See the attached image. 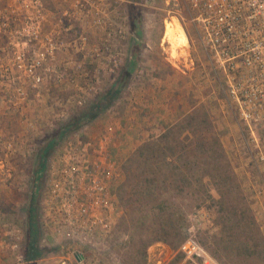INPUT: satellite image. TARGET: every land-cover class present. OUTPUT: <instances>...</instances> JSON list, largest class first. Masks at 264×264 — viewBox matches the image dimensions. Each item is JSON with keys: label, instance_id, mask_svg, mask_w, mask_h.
I'll return each mask as SVG.
<instances>
[{"label": "rangeland", "instance_id": "obj_1", "mask_svg": "<svg viewBox=\"0 0 264 264\" xmlns=\"http://www.w3.org/2000/svg\"><path fill=\"white\" fill-rule=\"evenodd\" d=\"M259 6H264V0H199L198 6L192 0H46L50 25L41 31L40 43L13 46L3 38L0 227L23 229L24 253L32 182L41 169L37 155L63 133L45 162L38 200L39 240L45 253L29 264H57L65 259L71 264H145L155 241L144 251L136 246L138 239L132 241L131 230L122 221V207L110 236L97 240L93 252L73 253L74 243L44 228L40 203L48 165L69 139L110 134L112 158L121 170L117 192L125 180L123 166L135 149L194 111L208 113L216 126L239 192L231 201L229 223L224 222L225 207L216 202L192 208L179 200L188 217L184 238L194 228L197 239L212 256V251L220 256L215 258L221 264H264V251L247 255L256 243L264 248V162L258 155V151L264 155V43L263 31L255 29L257 22H264V9ZM229 25L232 34L225 30ZM47 38L55 45L54 59L45 61L40 70L44 77L35 86L15 65V51L31 55ZM7 67L12 68L11 75L2 73ZM110 92L112 103L97 118L79 129L64 130ZM205 181L219 200L216 183L208 177ZM244 207L246 212L250 209L258 233L245 224L233 226L234 208ZM230 226L229 232L241 235L249 247L226 241ZM178 257L183 263V257Z\"/></svg>", "mask_w": 264, "mask_h": 264}, {"label": "trees", "instance_id": "obj_2", "mask_svg": "<svg viewBox=\"0 0 264 264\" xmlns=\"http://www.w3.org/2000/svg\"><path fill=\"white\" fill-rule=\"evenodd\" d=\"M112 100L113 92L106 94L89 109L79 113L65 125L64 130L79 129L82 125L92 122L107 109ZM62 134L61 131L57 137L52 138L37 155L41 169L34 176L30 206L27 211L28 244L25 252L27 263L35 261L45 253V250L41 249L39 240L42 233L38 200L42 190L45 162L52 149L58 144L56 139ZM229 167L230 163L218 130L205 111L192 112L165 130L159 137L140 144L125 162L123 166L125 180L117 189L124 211L122 221L130 228L132 241L138 239L136 246L144 251L150 242L157 243L164 240L163 242L166 241L168 246L172 244L173 251H177L186 240L183 229L188 220L180 201L188 202L192 208L199 207L207 201L216 202L225 207L224 222L228 220L226 223H229L233 214L231 201L233 195L239 192ZM207 177L216 183L221 196L219 200L212 196L205 181ZM245 207L241 211L239 208H234L237 221L233 226L238 229L243 228L245 224L247 229H254L253 232L258 233L255 229V221L250 217V209L247 208L246 212ZM227 214L230 215L229 219ZM231 229L230 226L225 232L228 233ZM241 238V235L230 232L226 235L227 242L239 241L248 246L240 240ZM259 249L264 251V248L261 249V244L256 243L250 247L247 255L253 256ZM211 253L214 257L220 258L215 251ZM179 259V257L175 259L173 264H179Z\"/></svg>", "mask_w": 264, "mask_h": 264}, {"label": "built area", "instance_id": "obj_3", "mask_svg": "<svg viewBox=\"0 0 264 264\" xmlns=\"http://www.w3.org/2000/svg\"><path fill=\"white\" fill-rule=\"evenodd\" d=\"M0 1L3 2L1 7H4L0 8V43L4 37L13 46L40 43L41 31L50 25L46 0ZM192 1L198 6L199 0ZM259 8L264 9V6ZM255 29L263 31L261 42L264 43V22H257ZM27 30L31 32L25 33ZM225 30L232 34V26ZM54 49L52 39L47 38L31 55L24 50L15 51L14 63L23 69L26 77L32 78L36 86L44 77L40 70L45 61L49 57L54 59ZM11 72V67L2 71L6 75H11ZM250 130L253 141L257 142L254 130L251 127ZM111 138L108 134L95 139H69L59 155L49 160L40 215L44 228L54 230L65 241L76 245V248L70 247L73 253L96 250V241L110 236L115 221L122 214L116 192L121 170L112 158ZM258 155L264 162L262 152L258 151ZM191 231L193 234L188 235L177 251L162 241L152 245L145 264H170L178 254L183 256L181 264H221L197 239L194 228ZM24 241L21 227H0V264H25ZM57 264L71 263L65 259Z\"/></svg>", "mask_w": 264, "mask_h": 264}, {"label": "crops", "instance_id": "obj_4", "mask_svg": "<svg viewBox=\"0 0 264 264\" xmlns=\"http://www.w3.org/2000/svg\"><path fill=\"white\" fill-rule=\"evenodd\" d=\"M124 148H126V150H127L128 146L127 145L126 146L124 145Z\"/></svg>", "mask_w": 264, "mask_h": 264}]
</instances>
